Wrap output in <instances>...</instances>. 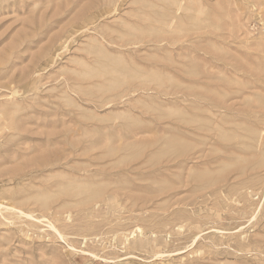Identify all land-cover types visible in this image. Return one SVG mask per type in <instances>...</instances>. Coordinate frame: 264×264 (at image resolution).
<instances>
[{
  "label": "rangeland",
  "instance_id": "374dc122",
  "mask_svg": "<svg viewBox=\"0 0 264 264\" xmlns=\"http://www.w3.org/2000/svg\"><path fill=\"white\" fill-rule=\"evenodd\" d=\"M0 264H264V0H0Z\"/></svg>",
  "mask_w": 264,
  "mask_h": 264
}]
</instances>
